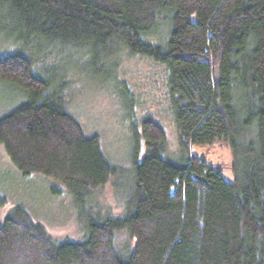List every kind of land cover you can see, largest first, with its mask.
<instances>
[{"label": "trees", "instance_id": "16d2710c", "mask_svg": "<svg viewBox=\"0 0 264 264\" xmlns=\"http://www.w3.org/2000/svg\"><path fill=\"white\" fill-rule=\"evenodd\" d=\"M50 47L89 55L103 82L121 58L162 64L177 150L166 154L165 128L145 112L131 119L129 166L113 163L67 109L64 82L36 68ZM0 83L23 97L0 116L7 157L61 183L82 232L56 240L14 205L0 264H264V0H0ZM218 143L231 182L191 153ZM110 185L118 211L100 197Z\"/></svg>", "mask_w": 264, "mask_h": 264}, {"label": "rangeland", "instance_id": "374dc122", "mask_svg": "<svg viewBox=\"0 0 264 264\" xmlns=\"http://www.w3.org/2000/svg\"><path fill=\"white\" fill-rule=\"evenodd\" d=\"M164 23L160 20L151 34L156 40L165 37ZM83 55L82 57L77 51L70 49L57 50L50 47L38 56L37 59L42 60H39L41 64L38 63L36 68L42 69L44 66L43 77L52 80L56 87L64 82L61 89L71 99L67 109L87 134L100 136L103 149L110 160L117 165L129 166L131 119L137 120L145 112L156 117L165 128L168 140L166 154L171 155L177 150L175 127L166 104L162 64H155L151 59L139 55L121 58L112 66L115 78L105 79L106 82H103L89 71L92 64L89 55ZM120 82H125L130 91ZM22 99V93L15 87L0 83V116L18 106ZM122 105L126 106L128 116L124 114L126 109ZM190 149L195 157L205 159L212 167L221 169L225 180L231 182L232 158L229 147L223 143L196 144L191 145ZM54 189L60 192L54 193ZM102 191V203L118 211L120 207L112 185ZM0 195L7 201L0 206V219L14 205H19L28 211L34 221L42 223L56 240H81L77 209L66 188L39 173H21L10 162L1 144Z\"/></svg>", "mask_w": 264, "mask_h": 264}]
</instances>
